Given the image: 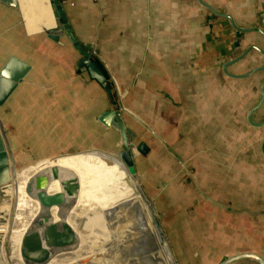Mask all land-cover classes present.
Segmentation results:
<instances>
[{"label":"crops","instance_id":"1","mask_svg":"<svg viewBox=\"0 0 264 264\" xmlns=\"http://www.w3.org/2000/svg\"><path fill=\"white\" fill-rule=\"evenodd\" d=\"M18 3L19 10L0 4V68L11 57L29 67L0 107L10 165L19 153L44 159L94 151L118 155L119 132L101 122L113 107L77 67L80 54L66 37L50 41L25 16L28 5L44 8L46 0ZM60 3L76 42L95 53L134 147L145 149L133 166L146 195L160 210V199H168L167 240L175 262L219 264L241 254L264 262V0ZM18 14L20 29L6 33ZM107 170L116 181L124 178ZM186 172L192 188L184 186ZM91 184L90 178L88 189ZM123 198L130 201V190ZM137 211L141 216L144 210ZM144 226L148 251L156 242L152 253L162 255L160 264H171L151 224ZM93 234L87 232L86 241ZM94 256L113 264L110 247L84 257ZM15 258L23 264L18 253ZM56 259L61 257L47 264Z\"/></svg>","mask_w":264,"mask_h":264},{"label":"rangeland","instance_id":"2","mask_svg":"<svg viewBox=\"0 0 264 264\" xmlns=\"http://www.w3.org/2000/svg\"><path fill=\"white\" fill-rule=\"evenodd\" d=\"M11 16H13V13ZM20 18L21 16L18 14L16 19L11 18V23L7 22L6 25L9 29L6 33H9L10 30L11 33H14L15 29H20L19 27L23 24ZM0 58H2V54H0ZM26 154L19 153L17 155L18 159H15V161L13 160V163L10 165L12 174L16 175L17 189L10 200V220L8 216L7 230L4 236L6 238L1 245L2 254L4 253L3 256L7 257V259L4 257V262L6 264H19V260L15 258V255L17 253L19 254L20 240L26 232L25 223L32 222L35 218L34 215L39 211L38 204L34 200V193L31 196H26L24 193L27 178L29 177L28 175L39 166H46L54 163L62 166H69L76 172L80 180L81 190L76 200V208L72 210L68 221L73 224L74 227H79L83 235H87V232L94 234L91 243L86 241L87 236L84 235L86 238L83 237V246L79 247L82 248L81 251H79V248H76L79 251L78 253L77 250H74V252L71 254L68 253L69 255L65 257L61 256L60 261L58 260L50 264H103V261H100L101 263L97 261L101 258H99V256H94L92 258L84 256L90 254L94 250H107L109 247L113 264H133V257L137 259V261L134 260L136 264H160L164 261L162 255H158L156 252L152 253L153 245L155 246L156 242L152 243V250L148 251V246L150 244L147 246L146 240H144L143 235L146 230L144 226L145 222L148 226L151 224L160 245H165L167 247L168 254L175 261V257L167 240L168 232L166 224L170 220V215L164 211V208L169 206L168 199L161 198V210L159 207L157 209L159 204L156 206V199L151 196L149 197L150 194L146 195L143 182L140 181L136 173L131 177L116 159L111 158V164L106 165L105 162L98 159V157H96V159L93 158L90 152L81 154L71 153L49 159H44L42 157L33 158L29 154ZM44 162L46 164H44ZM107 169L116 170L114 173L119 172L123 174L124 178L116 181L115 178L110 175L112 171H108ZM187 175L189 176L188 178ZM190 176L189 172L184 173V186L186 187L188 185L192 188L194 183ZM90 178L92 179V184L90 189H88L86 181ZM57 187V183H53L49 186L48 190L52 189L57 191ZM126 190H130L132 194L130 201H126L124 200L125 198H123V194ZM139 208L144 210L143 213L145 212L144 214L141 213V216H139L137 211ZM79 210H85L89 213H82ZM103 211L110 212V214L106 213V215H103ZM51 213L54 219L57 220L55 217V210H52ZM174 216L175 215H171V218ZM104 221L114 226L112 227L113 230H111L109 226H105ZM116 225H119V227H116ZM105 227L106 230L104 232ZM115 233L121 234L123 243L130 246L132 252L125 249L124 244L120 246L113 245L114 243H119L117 239L120 238L119 235L114 236L113 234ZM15 238L20 239L17 244L18 250H16L14 246ZM98 243H100V245H98ZM174 264L177 263L175 262Z\"/></svg>","mask_w":264,"mask_h":264},{"label":"water","instance_id":"3","mask_svg":"<svg viewBox=\"0 0 264 264\" xmlns=\"http://www.w3.org/2000/svg\"><path fill=\"white\" fill-rule=\"evenodd\" d=\"M47 1L52 16L53 27L41 33H44L53 43H59V40L63 37L68 39L72 47L81 56L77 67L81 71L87 72L90 79L102 87L113 107L112 111L103 116L101 122L119 132L122 139V151L117 156L95 151L90 153L92 155L95 154L106 165L111 164V158L116 159L123 166L126 173L133 177L135 175L133 158L139 153H144L145 149L143 147H139L138 149L134 147L132 143L134 136L129 130L124 128L120 114L116 111L113 95L104 73L98 67L95 60L90 57L89 53L74 39L60 0ZM0 4L19 10L18 0H0ZM28 71L29 67L14 57L9 58L0 68V107L24 79ZM262 152L264 154V149H262ZM11 174L10 157L0 125V204L7 201V199L2 197L1 192L9 185ZM28 176L24 193L26 196H31L34 193V200L38 204L39 211L34 215V220L28 224L26 232L21 237L19 255L24 264H47L55 255L67 251L72 253L70 249L73 248L75 250L79 248L83 241L79 240V236L68 221L72 210L76 208V200L81 190L80 180L76 172L69 166L55 163L39 166ZM53 183H57L58 190L50 192L48 188ZM52 210H55L57 220L54 219L51 213ZM241 259H251L258 264H264L262 259L251 254L237 255L225 259L219 264H231ZM172 261L175 263L173 259ZM0 264H6L2 256L1 241Z\"/></svg>","mask_w":264,"mask_h":264},{"label":"bare ground","instance_id":"4","mask_svg":"<svg viewBox=\"0 0 264 264\" xmlns=\"http://www.w3.org/2000/svg\"><path fill=\"white\" fill-rule=\"evenodd\" d=\"M31 1H36V0H31ZM37 1H40V0H37ZM46 7H44V8H34V7H31L30 5H28L29 7V9L27 10V14L25 15L26 16V18H28L31 22H33L34 24H36L37 26H39L41 29H42V31H45V30H47V29H51L52 27H53V21H52V16H51V12H50V9H49V4H48V1L46 0ZM93 158H95L96 159V156L95 155H93ZM13 174H11V181H10V183H9V185L7 186V187H5L3 190H2V192H1V194H2V197L3 198H5V199H7V201H5V202H2L1 204H0V241H1V245H2V243L4 242V240H5V238L6 237H4L5 236V231L7 230L6 229V226H7V221H8V219H7V217L9 216V220H10V214H9V212H10V206H11V203H10V200H11V198H12V196L14 195V193H15V191H16V189H17V185H16V175H13ZM48 191H50V192H55L54 190H52V189H50V190H48ZM145 213V212H144ZM143 212H142V214H144ZM71 216V215H70ZM143 216V215H142ZM70 218V217H69ZM144 218V217H143ZM13 220V219H12ZM106 221H104V225L105 226H109V228L111 229V230H113V228L112 227H114V226H112L110 223H105ZM70 223V222H69ZM70 225L71 226H73L71 223H70ZM114 225V224H113ZM120 225V224H119ZM119 225H116V227H119ZM28 227V226H27ZM27 227H26V230H27ZM124 231V230H123ZM123 231H122V233H123ZM112 232V231H111ZM118 234V233H117ZM7 235V234H6ZM77 235L79 236V240H83V237H85L86 238V236H84L83 235V232H82V234H78L77 233ZM83 235V236H82ZM114 236L116 235V233L115 234H113ZM121 235V234H120ZM121 238H123L122 236L119 238V239H117V242H120V239ZM123 240V239H122ZM123 242V241H122ZM121 242V243H122ZM83 246V241H82V243H81V245H80V247H82ZM125 249H126V247H125ZM71 252H73V251H71ZM131 252H132V250H131ZM71 254V253H70ZM4 255V253L2 254V256ZM67 256V254H58V255H56V256ZM69 255V254H68ZM4 257H5V259H7V257L6 256H3V259H4ZM100 258V257H99ZM56 261H58V259H56ZM98 262H100V261H102V259L100 258V259H98L97 260ZM101 263V262H100ZM171 264H174L173 262H171Z\"/></svg>","mask_w":264,"mask_h":264},{"label":"built area","instance_id":"5","mask_svg":"<svg viewBox=\"0 0 264 264\" xmlns=\"http://www.w3.org/2000/svg\"><path fill=\"white\" fill-rule=\"evenodd\" d=\"M89 55H90V57H91V58H93L94 60H95V59H97V58H96V55H95V53H94V52H92V53H89Z\"/></svg>","mask_w":264,"mask_h":264},{"label":"trees","instance_id":"6","mask_svg":"<svg viewBox=\"0 0 264 264\" xmlns=\"http://www.w3.org/2000/svg\"><path fill=\"white\" fill-rule=\"evenodd\" d=\"M96 64L98 65V67L101 69L99 62L95 59ZM102 70V69H101ZM103 71V70H102ZM114 97V96H113Z\"/></svg>","mask_w":264,"mask_h":264}]
</instances>
